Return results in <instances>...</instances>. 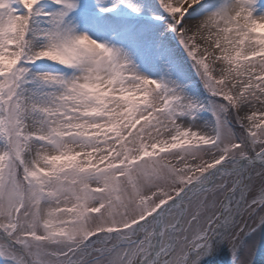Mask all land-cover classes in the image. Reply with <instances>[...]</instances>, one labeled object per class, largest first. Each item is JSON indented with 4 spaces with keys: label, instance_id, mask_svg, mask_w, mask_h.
Instances as JSON below:
<instances>
[{
    "label": "snow or ice",
    "instance_id": "snow-or-ice-1",
    "mask_svg": "<svg viewBox=\"0 0 264 264\" xmlns=\"http://www.w3.org/2000/svg\"><path fill=\"white\" fill-rule=\"evenodd\" d=\"M0 264H264V0H0Z\"/></svg>",
    "mask_w": 264,
    "mask_h": 264
}]
</instances>
